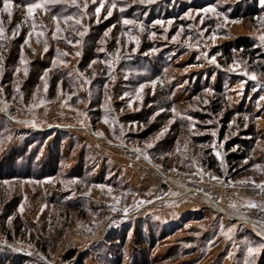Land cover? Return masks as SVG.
Wrapping results in <instances>:
<instances>
[{
  "label": "rangeland",
  "instance_id": "obj_1",
  "mask_svg": "<svg viewBox=\"0 0 264 264\" xmlns=\"http://www.w3.org/2000/svg\"><path fill=\"white\" fill-rule=\"evenodd\" d=\"M36 3L0 11V264H257L260 236L202 197L264 185V58L235 47L264 54V3ZM229 144L251 146L237 175Z\"/></svg>",
  "mask_w": 264,
  "mask_h": 264
},
{
  "label": "built area",
  "instance_id": "obj_2",
  "mask_svg": "<svg viewBox=\"0 0 264 264\" xmlns=\"http://www.w3.org/2000/svg\"><path fill=\"white\" fill-rule=\"evenodd\" d=\"M163 177L166 179V174H164ZM254 192V195L250 197L244 204L236 205L235 201L228 199L226 202L227 204L222 205L221 203L217 202L214 197L209 196L211 201L207 205L213 210L224 214L229 219H235L240 224L248 226V228L256 232L264 241V185L256 187ZM169 198L171 199L173 197ZM157 202L158 200H154L152 201L151 205ZM219 204L225 210H219Z\"/></svg>",
  "mask_w": 264,
  "mask_h": 264
},
{
  "label": "trees",
  "instance_id": "obj_3",
  "mask_svg": "<svg viewBox=\"0 0 264 264\" xmlns=\"http://www.w3.org/2000/svg\"><path fill=\"white\" fill-rule=\"evenodd\" d=\"M11 1H13V3H18L20 5H28V4L36 3L39 0H11ZM258 1L259 0H255L256 6L258 4ZM2 7H3V0H0V11H1ZM254 14H255V12L253 10L247 11V16H250V18L253 17ZM252 46H253L252 44L247 43L246 41H243L241 44H238L235 47L237 49H240L241 52L245 56H248L250 59V62H253L254 59L256 57H259V56L261 58H264V54L258 53L257 49L252 48ZM90 52H93V48L91 49ZM224 53L228 57V60L231 61L232 57H233V50L229 47L228 48L224 47ZM84 56H88V55L85 54ZM91 58L93 59L94 57H90L89 60ZM221 110H222V108L219 107L217 112L219 113ZM248 135H250V133ZM231 146H233V144H229L228 148H227V150H228L227 162L229 164L230 169L233 170L234 173L237 175L240 172L241 163L243 161L249 159V156H250L249 150H250L251 146L249 144H245L242 148H239L234 152L231 151V148H232ZM204 164H205L207 169L215 170V171L219 170V163H218L217 159L214 157V155L210 153V151H208L207 157L204 159ZM69 256H71V254H68V257ZM257 264H264V248L261 251V254H260V257H259Z\"/></svg>",
  "mask_w": 264,
  "mask_h": 264
},
{
  "label": "snow or ice",
  "instance_id": "obj_4",
  "mask_svg": "<svg viewBox=\"0 0 264 264\" xmlns=\"http://www.w3.org/2000/svg\"><path fill=\"white\" fill-rule=\"evenodd\" d=\"M51 2H55V0H51ZM141 2H143V0H141ZM261 3H264V0H261ZM41 7H43V5L42 4H39V3H32V4H28L27 5V9H28V15L29 16H31L32 14H33V10L34 9H36V8H41ZM85 7H87V5L85 4ZM103 7V4L101 3V5L99 6V7H96V9H95V12L97 13V14H99L100 13V11H101V8ZM116 7V5L115 4H113L112 5V8H115ZM3 10L5 11V12H7L8 13V15H9V17H11V0H3ZM203 11H205V12H208V11H215V9H207V8H205V9H203ZM112 13H111V9H109L108 10V15H111ZM225 20H227V17H225ZM124 23H132V21H129V20H125L124 21ZM157 23H160V21H157ZM17 28H19V25H17ZM33 28H35V24H33ZM57 31H59V28H57ZM3 32H4V29H3V27L2 26H0V37H2L3 36ZM13 34H15V32L13 33ZM43 33H39L38 35H42ZM81 35H83V33H80ZM107 34V33H106ZM29 35H31V33H29ZM153 35H155V33H153ZM53 36L55 37V33H53ZM213 39H215V34H213V37H212ZM173 39H176V37L174 36L173 37ZM260 39H261V41H264V36H261L260 37ZM26 43H27V40L25 41ZM68 43L69 44H71L72 42L71 41H68ZM44 50L45 51H47V43H45V48H44ZM102 50V49H101ZM66 54V53H65ZM77 55H79V53H77ZM215 56H213V57H211V60H212V62H215ZM62 63H63V61H62ZM245 75H248V73H245ZM256 77H255V75L253 74L252 75V79H255ZM141 87H143V85L141 86ZM205 103H207V101H205ZM175 111V110H174ZM189 119H191V117H189ZM105 123H107L108 121H107V118H105V121H104ZM150 146V145H149ZM217 155H219L218 153H217ZM257 167H259V166H257ZM22 210V209H21ZM125 211H127V209H125ZM255 251V249H253V248H249L248 249V252L249 253H252V252H254Z\"/></svg>",
  "mask_w": 264,
  "mask_h": 264
},
{
  "label": "bare ground",
  "instance_id": "obj_5",
  "mask_svg": "<svg viewBox=\"0 0 264 264\" xmlns=\"http://www.w3.org/2000/svg\"><path fill=\"white\" fill-rule=\"evenodd\" d=\"M166 181H164V182H167V181H171V182H174V183H176V187H179V188H185V190L186 191H192L193 189L192 188H189V186L188 185H186V183L185 182H183L182 180H175V179H172V178H170V177H168L167 175H166V179H165ZM207 203H209L210 201H211V198L210 197H202ZM220 205V204H219ZM218 208H220L219 210H223L224 208L220 205V206H218ZM225 210V209H224Z\"/></svg>",
  "mask_w": 264,
  "mask_h": 264
}]
</instances>
